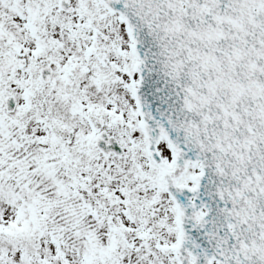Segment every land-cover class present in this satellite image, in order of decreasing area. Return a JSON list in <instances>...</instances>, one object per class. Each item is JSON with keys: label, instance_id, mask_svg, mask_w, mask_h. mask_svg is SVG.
<instances>
[{"label": "snow or ice", "instance_id": "1", "mask_svg": "<svg viewBox=\"0 0 264 264\" xmlns=\"http://www.w3.org/2000/svg\"><path fill=\"white\" fill-rule=\"evenodd\" d=\"M0 264H264V0H0Z\"/></svg>", "mask_w": 264, "mask_h": 264}]
</instances>
